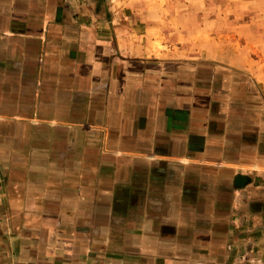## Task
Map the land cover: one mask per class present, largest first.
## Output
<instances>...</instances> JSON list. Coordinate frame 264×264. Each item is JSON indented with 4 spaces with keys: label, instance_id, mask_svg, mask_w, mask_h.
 Here are the masks:
<instances>
[{
    "label": "crops",
    "instance_id": "1",
    "mask_svg": "<svg viewBox=\"0 0 264 264\" xmlns=\"http://www.w3.org/2000/svg\"><path fill=\"white\" fill-rule=\"evenodd\" d=\"M172 4L0 0V264H264V83Z\"/></svg>",
    "mask_w": 264,
    "mask_h": 264
},
{
    "label": "rangeland",
    "instance_id": "2",
    "mask_svg": "<svg viewBox=\"0 0 264 264\" xmlns=\"http://www.w3.org/2000/svg\"><path fill=\"white\" fill-rule=\"evenodd\" d=\"M175 26L197 31L205 44L248 57L264 83V0H169ZM183 15V17L178 16ZM195 38V37H194ZM236 47V51L232 49Z\"/></svg>",
    "mask_w": 264,
    "mask_h": 264
}]
</instances>
